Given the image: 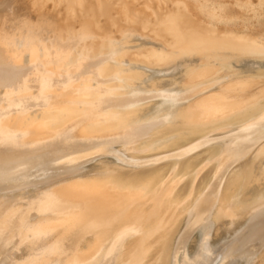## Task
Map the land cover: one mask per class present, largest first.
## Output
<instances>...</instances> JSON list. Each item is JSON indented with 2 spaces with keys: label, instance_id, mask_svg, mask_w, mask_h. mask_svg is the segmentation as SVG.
Instances as JSON below:
<instances>
[{
  "label": "bare ground",
  "instance_id": "obj_1",
  "mask_svg": "<svg viewBox=\"0 0 264 264\" xmlns=\"http://www.w3.org/2000/svg\"><path fill=\"white\" fill-rule=\"evenodd\" d=\"M0 3V264H264V0Z\"/></svg>",
  "mask_w": 264,
  "mask_h": 264
},
{
  "label": "rangeland",
  "instance_id": "obj_2",
  "mask_svg": "<svg viewBox=\"0 0 264 264\" xmlns=\"http://www.w3.org/2000/svg\"><path fill=\"white\" fill-rule=\"evenodd\" d=\"M11 7L8 6L7 4H1L0 3V17L1 16H7L8 14H10L11 13ZM261 27L260 28H256V29L258 31H260L261 33H264V30H263L264 29V25H263L262 28ZM256 29L254 28V30L257 32ZM138 34L139 33H137L136 35L138 36V38L141 41H142V39H145L144 36H139ZM249 60L250 61H245V62L242 61L245 65H241L240 64L241 61H235V62L226 61V62H224L223 66L222 65L220 66V68L222 70L221 72L224 73V77H227V76H230L231 77V76H236V75H238V76L243 75L244 76L245 74H248L249 72H253L254 73L253 74L254 77L258 78L259 80H264V56L258 55V57L250 58ZM237 62H238V64H237ZM5 68H7V66L5 65L4 61L3 60H0V71H3V69H5ZM21 74H22V72H20V73L18 72L16 74V76L17 77H20ZM5 77L6 78H13L14 76L11 77V76H8L7 75ZM2 79L3 78L1 77L0 80H2ZM263 106H264V104H263ZM255 120H257V119H254L253 122ZM240 128H241V126L240 127H236V130L237 129L239 130ZM242 128H244V127H242ZM70 134H69L70 135V137H69V140L70 141L68 140V138L62 139L63 140V143H62V140H57L58 142L57 141H55L56 143L54 142L56 144L55 147L56 148H67L69 146H73V145L78 144V142L80 140H78V139L76 140L75 138H74L75 140H73V138H71V137H73L72 136V134H73L72 131H71ZM216 141H217V138L214 137V136L213 137L206 138L203 141L204 144H202L201 146L196 145V143H194V141H192V140L191 141H184L180 145V147H178L177 149H183V148L193 149L194 148L195 150H198L197 151L198 154L193 155V157L195 156L196 157L195 160H199L203 156H205V154H206L203 150H205L207 148H211L216 143ZM196 146H198V147H196ZM167 161H169V160L161 161L160 164H163V163H165ZM189 166L190 165H184V167H189ZM112 169L115 172L116 171L117 172L120 171V169H118V168H112ZM143 171L144 170L142 168H139V169L138 168L137 169L129 168V169H126V170H123V171H120V172H122L124 174V176H126V177H129V176L130 177H136V176L142 174ZM48 180H51V179H48ZM38 183H40V182L38 181L36 183L35 182L29 183L26 186H22L21 190H24L25 188H28V187L35 186ZM153 215L155 216L154 218H153ZM145 219H146V224L148 226H149V223H151V222H153V224H154L156 222L161 221V218L159 217V215L154 214L152 211H147V213L145 215ZM153 227H157V226H153ZM159 253H161V252L159 251Z\"/></svg>",
  "mask_w": 264,
  "mask_h": 264
}]
</instances>
